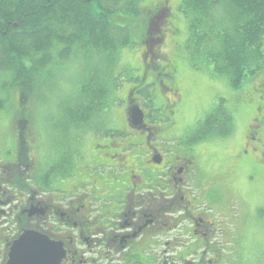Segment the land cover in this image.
I'll return each mask as SVG.
<instances>
[{
	"label": "flooded vegetation",
	"instance_id": "obj_1",
	"mask_svg": "<svg viewBox=\"0 0 264 264\" xmlns=\"http://www.w3.org/2000/svg\"><path fill=\"white\" fill-rule=\"evenodd\" d=\"M170 11L160 0L147 17L158 18L161 29ZM155 44L144 37L145 77L139 70L140 83L123 101L120 129L105 121L103 110L93 118L12 123L10 137H0V264H9L23 236L33 246L45 240L55 256L39 260L57 264H229L234 233H243L245 220L236 223L224 214L231 208L220 207L217 195L222 188L228 196L223 204L243 200L230 186L235 166L241 165L246 181L254 173L264 177L263 117L251 119L242 146L254 165L242 160V152L230 157L213 193L218 183L202 175L213 151L204 155L200 149H213L217 140L197 141L193 133L182 144L174 139L171 150L161 148L166 122L175 130L171 117L181 99L171 85L175 70ZM139 91L153 115L149 121L144 116L143 124L131 116L132 106L141 104ZM39 129L50 144L39 138ZM248 206L243 204L244 212Z\"/></svg>",
	"mask_w": 264,
	"mask_h": 264
},
{
	"label": "trees",
	"instance_id": "obj_2",
	"mask_svg": "<svg viewBox=\"0 0 264 264\" xmlns=\"http://www.w3.org/2000/svg\"><path fill=\"white\" fill-rule=\"evenodd\" d=\"M139 1L0 0V77L9 80L2 89L15 87L32 93L41 85L42 72L79 56L89 58L87 81L60 117L93 118L103 110L107 117L121 88L114 70L119 51L136 45L139 38V70L145 77L148 49L143 47V39H156L154 29L159 24L148 20L147 10L137 8ZM178 4L176 9L181 8L189 17L188 37L182 48L193 67L227 78L233 89L259 72V67L250 68L249 64L264 56V0H180ZM153 24L154 29L150 28ZM152 70L154 67L147 76ZM132 81L140 83L137 78ZM137 94L144 96L140 91ZM5 104L0 97V111ZM232 129L231 115L219 106L199 122L196 140L228 136Z\"/></svg>",
	"mask_w": 264,
	"mask_h": 264
},
{
	"label": "rangeland",
	"instance_id": "obj_3",
	"mask_svg": "<svg viewBox=\"0 0 264 264\" xmlns=\"http://www.w3.org/2000/svg\"><path fill=\"white\" fill-rule=\"evenodd\" d=\"M156 1L141 0L138 2L137 8H141V11L145 12L160 0ZM166 1L171 10L168 25L162 26L161 29L159 27L154 29L157 18L150 28L154 29L155 37L159 39L157 42L156 39L154 41L156 43L155 51L161 50L167 67L175 70V78L171 85L173 89H176V94H178L181 102L171 117L175 121L173 129L176 131H173L169 123L166 122V127L162 131L166 139L160 142L161 148L171 150L172 141L178 137H180V144H182L195 132L199 121L204 120L207 115L221 106L232 117V132L228 136L208 137V140H217L216 146L213 149L211 147L200 149L204 155L213 151L203 164L205 171L202 175L203 178L209 177L210 183H218L213 192L215 193L218 191L222 176L230 164V157L241 156L242 152V160L254 165L252 156L243 151L242 146L248 129L250 125L252 126L251 119L260 118L261 120L262 117L264 118V92L262 93L264 56L250 62V68L259 67L260 70L254 76L248 77L238 89L231 88L225 77L213 76L204 68L193 67L182 48L188 37V14L181 8L176 9L180 0ZM122 16L127 17L128 15L122 14ZM142 16L144 17V15ZM158 21L160 22L159 19ZM141 23L142 19L140 25ZM115 24L121 25L120 23ZM135 43L136 45L131 48L125 47L119 51L114 66L115 75L119 76L120 79L121 88L115 96L118 102L109 107L108 110L110 111L107 114L109 120H105L115 124L114 130L120 129L118 126L121 125L122 118L125 116L122 114L124 110L123 101L128 96L129 89L136 86L132 79L139 77L142 46L139 44V38L135 40ZM262 50L264 51V42ZM88 71H91V60L80 56L61 67L53 66L50 71L41 73V85L32 93H24L20 88H8V86L7 90L2 89V84L9 83V80L6 75H4L6 79L0 77V97L6 100L5 108L0 111V137H10V125L12 123L38 124L45 119L59 118L64 107L73 101L79 87L87 81ZM129 85L130 87H127ZM135 97L140 99V96L136 94ZM140 101L141 104H144L145 100L141 97ZM144 106L148 107L145 104ZM144 106L141 107L143 111L148 109ZM152 114L154 113L152 112ZM144 115L146 116L145 120L149 121L153 118V115L149 117L146 112ZM261 124L264 126L263 120ZM107 127L112 129L109 125ZM38 133L45 145L50 144V141L48 142L49 136L43 129H39ZM50 134H52L51 131ZM241 169V165L234 167L233 173H237L231 179L230 186L234 192L233 196L239 197L245 202L237 200L223 204L222 198L228 196L224 194L222 188L217 195L220 199V207L227 208L229 205L231 208V211L228 210L224 214L231 216V220L236 223L242 219L245 220L243 233L241 231L234 233L232 250L228 256L229 264H264V177H261L259 173H254L251 178L247 175L248 181H246L244 173L238 172ZM228 176L227 174L224 177L227 178ZM229 198L233 197L229 196ZM243 204L251 205V208L248 206L244 212ZM236 230L237 227H233V231L236 232ZM221 240L222 238L219 239L220 242ZM208 257L213 259L212 256ZM198 261L199 258L196 259V262Z\"/></svg>",
	"mask_w": 264,
	"mask_h": 264
},
{
	"label": "water",
	"instance_id": "obj_4",
	"mask_svg": "<svg viewBox=\"0 0 264 264\" xmlns=\"http://www.w3.org/2000/svg\"><path fill=\"white\" fill-rule=\"evenodd\" d=\"M132 117L136 124H143V112L138 106H132ZM32 238L29 236H23L17 242L14 243L12 248V254L9 264H57V259L51 260H39L40 257L50 256L51 258L55 256L50 250L49 246L44 240V244L31 245L29 244ZM39 248L40 250H36Z\"/></svg>",
	"mask_w": 264,
	"mask_h": 264
}]
</instances>
